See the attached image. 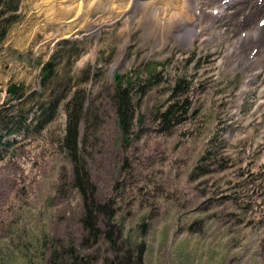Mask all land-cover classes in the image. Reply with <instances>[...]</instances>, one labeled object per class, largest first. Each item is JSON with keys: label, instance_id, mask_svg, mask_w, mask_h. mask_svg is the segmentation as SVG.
<instances>
[{"label": "rangeland", "instance_id": "rangeland-1", "mask_svg": "<svg viewBox=\"0 0 264 264\" xmlns=\"http://www.w3.org/2000/svg\"><path fill=\"white\" fill-rule=\"evenodd\" d=\"M43 2L18 0L16 20L0 31V264H104L114 257L128 264H264V66L249 69L245 52L235 69L227 56L240 33L234 26L246 15L230 8L232 19L219 20L212 35L201 31L188 47L170 36L156 48L144 27L123 33L122 21L95 35L62 29L66 16L51 20L56 14L41 10ZM89 19L104 23L100 13ZM53 56L57 73L72 79L71 93L75 80L82 83L98 115L83 124L89 139L80 144L96 201L113 206L118 249L105 235L94 246L86 240L85 199L61 146L65 100L45 129L30 122L45 93L52 89V97L57 88L37 92ZM116 73L133 81L140 75L144 84L143 125L128 147L117 124ZM151 73L158 77L150 80ZM178 78L190 84L182 83L179 95L191 109L168 130L159 113ZM12 84L35 97L21 104L7 91ZM24 117L27 127L19 129Z\"/></svg>", "mask_w": 264, "mask_h": 264}, {"label": "trees", "instance_id": "trees-1", "mask_svg": "<svg viewBox=\"0 0 264 264\" xmlns=\"http://www.w3.org/2000/svg\"><path fill=\"white\" fill-rule=\"evenodd\" d=\"M5 2L6 5H0L1 32H4L6 29H8L9 25L13 23L14 20H16V16H18L17 12L19 11L18 0H5ZM5 23H7V25H1ZM63 45L65 44H61V46ZM75 47L79 48V45H76ZM55 59L56 56L51 57V60L42 68L40 78L42 87L37 92L38 95L41 96L47 89L53 88L54 86L57 88L54 90L52 97H50L51 92H53L52 89L51 92L49 91V93H45L44 99L46 102L39 103L38 109L34 113L36 119L34 118L33 120H39L40 124L44 125L53 122L58 114V111H60V105H62L63 101L65 100L63 110L66 113L67 124L64 138L61 141V146L63 150L66 149L68 151V155L71 159V162L73 163L74 185L85 199L86 213L83 221L86 233L88 234L86 240H89V242L92 243L91 246H94L99 243L102 236L105 235L106 240L112 244V248L118 249L119 247L117 246L116 239V233L118 231L116 232L112 226V220H114L115 217L113 213V206L110 204L102 205L96 201L94 195V186L90 181L88 170L86 168L84 157L85 149H82L80 144L81 140L83 145H86L85 138L89 139V136L87 134L84 135V132L87 131V125L96 121V117L98 115L95 113V108L92 106L90 100L91 96L87 93L86 88L82 87V83H79L78 81L76 82L75 80V85H73L74 90L71 93L70 87L72 85V79L69 78L70 76L67 74L62 76L57 73L58 62H56ZM149 75L150 80L158 77V74L154 73ZM115 81L116 83L113 93L117 113V124L120 129L122 141L125 142L128 147L132 144V138L139 134L136 132L137 129L143 125V119L138 116V111L140 108V99L142 95L139 91V88H141L142 85L144 86V84L140 78V75L133 81L131 77H125V75L116 73ZM182 83L188 84L186 80L178 78L174 84V95L168 100L164 111H160L159 113V120L161 124H165L168 130L177 124L184 122L188 116L189 110L191 109V103L189 102L188 97L182 98L183 95H179V90ZM187 88H190V84H188ZM21 89L23 92H21ZM7 91L12 98L21 101V104L31 102L36 94L33 93L28 96L27 93H24L23 86H17L15 84L10 85V87L7 88ZM65 91H67L65 93L66 95H63ZM87 100H89L88 105L86 104ZM11 106L12 105H10V107ZM23 122H26L27 127V117H24L19 121V129H21L22 126H25ZM84 123L87 125L82 127ZM2 142L3 141L0 137V144H2ZM102 215L103 221L99 217ZM100 223H103L107 227L105 232L100 227ZM70 252L71 256L78 260V256L75 254V252ZM121 252L124 254H129L128 250L122 249ZM126 259H128L127 256ZM141 262L142 254L138 257V263ZM128 263L129 262L125 260L120 261V257H114L113 259H105L104 264ZM81 264L92 263L88 258L87 262H82Z\"/></svg>", "mask_w": 264, "mask_h": 264}, {"label": "bare ground", "instance_id": "bare-ground-1", "mask_svg": "<svg viewBox=\"0 0 264 264\" xmlns=\"http://www.w3.org/2000/svg\"><path fill=\"white\" fill-rule=\"evenodd\" d=\"M222 1L44 0L40 9L46 13L53 11L52 14L56 15L51 20L57 19L60 14L65 15L66 18L63 17L65 21L62 22V29L80 27L81 29H86L91 35L97 34L104 28L114 27L118 21H122L125 24L122 30L123 33H131L134 28L144 27L146 38L153 39L156 48H163L165 44L167 45L170 36L179 38L181 45L188 47L198 38L196 36L200 34V31L209 30L212 35V29L219 20L227 17L232 19L228 9H237L236 13L241 12L246 17L243 16L245 22L234 26L235 32L240 33L238 34V39L231 45L230 53L227 54L228 57L230 55L228 60L232 62L235 69H238L237 67L244 65L243 54L246 52L250 57V61L247 63L250 68L246 64L249 69L254 71L258 67H263L264 26L261 27L259 23L264 18V1L259 3V0H228V3L225 4H222ZM213 4L215 7L212 12L217 9L220 15L214 16L207 12L209 6ZM94 12L102 14L104 23L93 24L90 21L89 15ZM133 16H140V18L134 19L132 18ZM205 21L210 23V27L203 25ZM251 22H254L253 26ZM129 38H131V35ZM214 41L218 43L221 40L215 38ZM259 49L263 51L261 52ZM257 50L259 51L254 54ZM254 76L251 79L252 81L256 78Z\"/></svg>", "mask_w": 264, "mask_h": 264}]
</instances>
